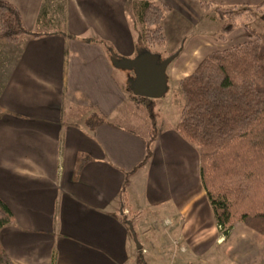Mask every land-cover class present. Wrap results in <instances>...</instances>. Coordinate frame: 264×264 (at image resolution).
<instances>
[{"label":"crops","instance_id":"crops-1","mask_svg":"<svg viewBox=\"0 0 264 264\" xmlns=\"http://www.w3.org/2000/svg\"><path fill=\"white\" fill-rule=\"evenodd\" d=\"M0 1L18 10L29 32L44 23L67 26L63 33L25 36L16 49L0 46L8 62L0 87V200L14 218L0 231V243L13 264H135L138 258L141 264H264L263 236L235 223L226 238L215 223L199 153L176 124L157 128L141 166L149 136L109 121L128 97L113 77V49L108 54L91 40L109 42L120 55L134 53L127 8L136 0H51L44 11L45 0ZM155 1L170 7L165 35L173 8ZM212 38L200 34L187 42L182 34L167 82L192 74L198 50ZM247 40L236 29L223 49ZM76 113L97 120L70 122Z\"/></svg>","mask_w":264,"mask_h":264},{"label":"trees","instance_id":"trees-1","mask_svg":"<svg viewBox=\"0 0 264 264\" xmlns=\"http://www.w3.org/2000/svg\"><path fill=\"white\" fill-rule=\"evenodd\" d=\"M130 5L140 27L137 54L160 55L153 49L166 44L162 24L170 7L155 0H136ZM201 8L221 21L213 35L217 41L225 42L239 28L247 32L248 40L211 52L192 74L177 82L184 105L175 131L199 153L200 183L223 235L227 238L233 225L241 223L264 237V35L260 34L264 32V0L256 5L204 0ZM255 21L259 27H253ZM45 34L29 32L18 10L0 1V42L16 44L25 36ZM103 47L110 54L112 49ZM125 91L130 99L147 100L134 96L127 83ZM155 134L156 128L146 141L141 166L150 159ZM83 162L84 158L79 160L77 171ZM13 222L0 200V231ZM0 264H13L1 243Z\"/></svg>","mask_w":264,"mask_h":264},{"label":"rangeland","instance_id":"rangeland-1","mask_svg":"<svg viewBox=\"0 0 264 264\" xmlns=\"http://www.w3.org/2000/svg\"><path fill=\"white\" fill-rule=\"evenodd\" d=\"M50 1L51 0H45V4L43 7L44 9H49L51 7L49 6ZM167 2L173 8V14L169 15L171 16L169 20V25L168 27H166L165 30V36L168 39V44L164 47L153 49L154 51H157L163 59L169 57L171 54H174L181 49L182 42L184 41L180 39L182 34L187 35L186 41L188 42L194 35L197 36L200 34H206L208 35V37H213L214 33L220 30L221 21L214 18L212 14L206 15L203 12L201 8V3L204 2V0H167ZM198 4L199 9L197 7ZM200 11L201 13H199ZM60 15H62V13L57 14L58 17L55 18H59ZM127 17L129 18V22H131V35L133 37V42L135 46L134 53H132L131 55H120L115 51L112 46H110L109 42L100 38H93L99 43L102 42V45L108 46L113 49L112 53L117 58H134L138 52L137 47H139L141 44V35L139 29L140 27L136 21V14L134 8L131 5H129L127 8ZM259 26L260 25L258 21H255L253 23V27ZM66 28L67 26L65 25V22L44 23L42 25L36 26V28L34 30H31V32L63 33ZM260 34L263 36L264 32L261 31ZM205 40L206 45L200 50H198V53L196 54L197 58L199 59L198 64L206 55L210 54L211 52L221 50L229 46V43H227V41L220 42L217 41L214 37L212 39ZM0 46H2L3 48L7 47L12 49L19 48L18 45L7 44L2 42H0ZM7 69L8 62H6L4 53L0 51V87L2 85V82L5 80L4 78L6 77ZM132 76V72L118 69H115L113 73L114 79L125 90L126 83L128 79ZM183 105L184 100L178 88V84L168 81L167 91L163 95V97L151 101H149L148 99L144 101H137L128 97V99L126 100L124 105L119 109V111L109 118V121L120 127L133 131L138 135L148 137L151 135L152 131H155V128L157 130V128H160L162 126H174L179 120ZM89 116L90 114L86 115L85 113H83L82 116L78 118V114L76 113L67 119H72L69 121H74L78 124H82L83 122H85L86 119V122H95L97 120L94 115L90 118H87Z\"/></svg>","mask_w":264,"mask_h":264},{"label":"water","instance_id":"water-1","mask_svg":"<svg viewBox=\"0 0 264 264\" xmlns=\"http://www.w3.org/2000/svg\"><path fill=\"white\" fill-rule=\"evenodd\" d=\"M178 55L179 51L161 59L160 55L145 51L129 59L117 58L111 52L110 62L116 69L132 72L133 76L128 79L127 84L134 96L154 100L166 93V71ZM132 234L137 248L140 249L135 234Z\"/></svg>","mask_w":264,"mask_h":264},{"label":"built area","instance_id":"built-area-1","mask_svg":"<svg viewBox=\"0 0 264 264\" xmlns=\"http://www.w3.org/2000/svg\"><path fill=\"white\" fill-rule=\"evenodd\" d=\"M220 229V228H219ZM142 253H146L145 250H141ZM135 264H141L140 262H136Z\"/></svg>","mask_w":264,"mask_h":264}]
</instances>
